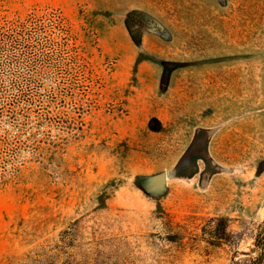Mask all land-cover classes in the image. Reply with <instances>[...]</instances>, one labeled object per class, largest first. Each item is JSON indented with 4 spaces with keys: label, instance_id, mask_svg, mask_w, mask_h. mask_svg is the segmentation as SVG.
Returning a JSON list of instances; mask_svg holds the SVG:
<instances>
[{
    "label": "rangeland",
    "instance_id": "1",
    "mask_svg": "<svg viewBox=\"0 0 264 264\" xmlns=\"http://www.w3.org/2000/svg\"><path fill=\"white\" fill-rule=\"evenodd\" d=\"M0 264H264V0H0Z\"/></svg>",
    "mask_w": 264,
    "mask_h": 264
}]
</instances>
